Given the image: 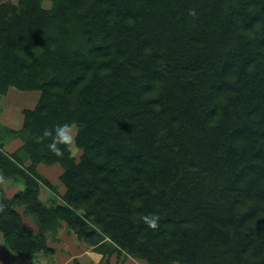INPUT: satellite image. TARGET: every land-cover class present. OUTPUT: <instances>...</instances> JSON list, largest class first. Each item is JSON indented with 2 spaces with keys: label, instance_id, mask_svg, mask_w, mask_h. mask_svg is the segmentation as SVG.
I'll return each mask as SVG.
<instances>
[{
  "label": "trees",
  "instance_id": "1",
  "mask_svg": "<svg viewBox=\"0 0 264 264\" xmlns=\"http://www.w3.org/2000/svg\"><path fill=\"white\" fill-rule=\"evenodd\" d=\"M51 2L0 0V96L39 92L22 148L65 188L46 208L0 153L25 179L7 197L0 178L6 247L31 256L64 224L146 264H264V0ZM66 122L78 162L43 136Z\"/></svg>",
  "mask_w": 264,
  "mask_h": 264
},
{
  "label": "rangeland",
  "instance_id": "2",
  "mask_svg": "<svg viewBox=\"0 0 264 264\" xmlns=\"http://www.w3.org/2000/svg\"><path fill=\"white\" fill-rule=\"evenodd\" d=\"M10 1L16 3V0H10ZM39 2L40 5L45 9H49L52 5L51 0H39ZM38 97H39L38 91H19L15 88H8L7 92L4 95L0 96V153L4 154L7 158H10L13 161V164H15L21 171L25 172L30 176H32L30 168L34 167L33 161L28 157L26 151L23 150L22 148L23 141L20 135L25 117L24 110L33 109L36 105ZM75 134H76V127H75L74 135ZM68 149L71 156L74 157V160L78 162L79 157L82 154V150L78 149L74 145V143L72 148H68ZM40 165H45V164L37 163V165H35L34 167L35 169L34 171L38 172L41 177L40 178L41 180L35 178V180H37L38 183L37 199L46 208H54L57 205H61L62 195L65 192V188L60 180V175L63 173V168L61 167L60 164L55 163L53 165H47L46 167H44L46 168V171H42V170L39 171ZM13 176L14 177L12 178H7V177L3 178L0 172V178H2L1 185L3 187L4 193L6 194V196H10V197L13 196L15 193H17L19 190L24 189L25 179L23 178V176L21 175L20 176L13 175ZM44 180L48 182L49 185ZM17 211L20 214H23L22 213L23 209L21 207H18ZM22 217H26V215ZM22 223H23L22 226L24 225L33 226V224L35 226V221L31 216H27V218H23ZM63 226H61V228L57 227L54 230H49L51 234L53 233L56 234V232L59 231L57 232L56 238L59 240L62 239V241H64L60 245H55V244L53 245L60 248V249L57 248L56 250L61 252L62 256L63 255L68 256L72 254L73 258H75L74 256H76L77 252L74 250L73 245L77 244V240H75V238L76 239L78 238L73 233L72 230L67 228L64 224ZM64 231L66 232V235ZM80 240L83 241L82 243L85 246H89L85 240L83 239ZM65 243H67L66 246L64 245ZM69 244L71 246L68 248L67 245ZM103 244L108 246L107 251L103 252V259H105L107 256L106 262H104L105 264H110L111 258H112L111 264L114 263L113 260L116 261L115 264H118L119 262L122 261L123 258H132L133 260H141L142 264H146V261L143 258L133 257L126 254L124 251H118L117 249H112L115 247V245L111 244L109 240L105 241ZM111 253L113 254V256L110 255ZM48 254L49 256L51 255L50 252H48ZM5 255L7 254L5 252L3 254L2 249H0V264L17 263L15 261L16 259H14L13 257L7 258Z\"/></svg>",
  "mask_w": 264,
  "mask_h": 264
},
{
  "label": "crops",
  "instance_id": "3",
  "mask_svg": "<svg viewBox=\"0 0 264 264\" xmlns=\"http://www.w3.org/2000/svg\"><path fill=\"white\" fill-rule=\"evenodd\" d=\"M12 88V87H11ZM47 165H40L39 166V171H46V167ZM43 168V169H42ZM10 197V196H7ZM21 215V223H20V227L22 229L24 228H28L29 230H31L33 232L34 235H36L38 233V229L36 227V225L31 226V225H23V218H27L26 217H22L24 216L23 214ZM33 223V222H32ZM63 226V224H62ZM64 227V226H63ZM61 228V227H60ZM63 231V230H62ZM59 232V231H57ZM57 232L55 235L51 234V232L47 233L45 235V248H41V250L39 252L34 253L31 256H25L22 254H16L11 252L5 245L4 240H3V235L0 232V249H2V253L4 254V252L7 254L5 255L7 258L9 257H13L14 259H16L15 261L17 263L15 264H105L104 262H106V258L103 259V252L107 251L108 246L104 244V246H85L80 239H76L77 240V244H74V250L77 252L76 256H74L75 258H73L72 254L65 256L61 254V252L57 251L56 249H60L59 247L54 246L55 245H60L62 244L64 241H62V239H57ZM65 235L66 232L64 231ZM67 243H65L64 245L66 246ZM71 245H67V247L69 248ZM83 247V248H82ZM4 249V250H3ZM55 250V252H54ZM48 252L51 253V255L49 256ZM54 252V254H53ZM79 252V253H78ZM106 253V252H105ZM109 255V254H106ZM110 255L113 256V254L111 253ZM66 257V258H65ZM45 259V260H44ZM112 259V258H111ZM111 259H110V264H111ZM10 260V259H9ZM115 264V260H113ZM118 264H142L141 260H133L132 258H123L121 262H119Z\"/></svg>",
  "mask_w": 264,
  "mask_h": 264
},
{
  "label": "clouds",
  "instance_id": "4",
  "mask_svg": "<svg viewBox=\"0 0 264 264\" xmlns=\"http://www.w3.org/2000/svg\"><path fill=\"white\" fill-rule=\"evenodd\" d=\"M194 14V10H193ZM75 127L71 123H63L57 125L54 130H46L43 133L44 137H51V142L47 145L48 149L54 152L57 156H62L63 152L61 145L72 148L75 140ZM159 213L156 211L151 212L150 214H145L143 219L151 226H155L158 222Z\"/></svg>",
  "mask_w": 264,
  "mask_h": 264
}]
</instances>
